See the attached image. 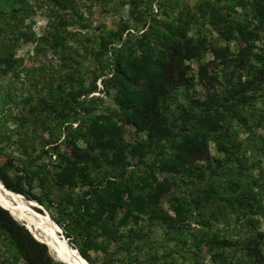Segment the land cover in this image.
I'll list each match as a JSON object with an SVG mask.
<instances>
[{
    "label": "trees",
    "instance_id": "1",
    "mask_svg": "<svg viewBox=\"0 0 264 264\" xmlns=\"http://www.w3.org/2000/svg\"><path fill=\"white\" fill-rule=\"evenodd\" d=\"M115 2L0 0V178L91 264H264V0ZM0 264L64 263L0 205Z\"/></svg>",
    "mask_w": 264,
    "mask_h": 264
},
{
    "label": "rangeland",
    "instance_id": "2",
    "mask_svg": "<svg viewBox=\"0 0 264 264\" xmlns=\"http://www.w3.org/2000/svg\"><path fill=\"white\" fill-rule=\"evenodd\" d=\"M191 4L195 2V0H188ZM116 5L115 6H119V8H121L120 10V13L124 14L126 18H129L128 17V14H131L130 12V7L128 5H125V6H121V3L119 2V0H116ZM83 10L85 12V16L89 17V20L93 22V25L96 26L98 25L100 22H103L105 21L107 24H111L112 21L116 20L117 19V16L114 15V12L113 10H110V11H106V9H103L101 7V5L99 4H95L93 6V13L89 12L87 10L86 7H83ZM34 20H35V24H34V28L37 32L39 33H42L44 32V30L46 29L47 27V23H48V15L42 11H39L38 14L35 15L34 17ZM134 23V21H133ZM136 23H134L135 25ZM77 29H81L83 32L87 31L90 29V27H88L87 25H79L78 27H76ZM233 48L235 49L236 48V45L235 43L232 44ZM18 54L19 55H22V56H25L26 58V62L29 66H35V65H40L44 59H46L47 57L44 56V54H41V53H38L36 52L34 49H33V44H28V45H25L23 46L22 48L19 49L18 51ZM213 58V54L211 52H208L204 58V60H210ZM54 63H58V58L57 59H53ZM67 64L68 65H71V61L70 59L67 58ZM187 64H188V67H189V72L192 73H196L197 72V67H198V62L197 60H192V61H187ZM99 84H100V87L102 88V84H101V80L98 81ZM96 94H101V95H104V92H97ZM106 97V100L109 102V103H113L112 100L110 99V97H108L107 95H105ZM107 104V103H106ZM105 104V105H106ZM105 108L104 107H101V109H99L98 111H102L104 110ZM129 130L127 131L126 133V136L128 138H131L134 136V129L133 127H129L128 128ZM245 136V134H243ZM82 143V142H81ZM7 150L9 152H11L16 158H18L16 160V163L17 164H20L19 163V157H20V154H19V151L14 147L13 144L11 145H8L7 146ZM46 161H49L50 158L47 156L44 158ZM1 185V184H0ZM34 192H36L37 194H39L41 192L40 188L37 186V184L35 185V188L33 189ZM31 202H32V209L33 211L37 214V215H40L42 216L43 220H48V218L50 219V222L52 223V214L55 215V217H58V211H57V208L55 206H53L51 208V210H48L45 206L44 208L47 209L45 210L46 212L43 213V212H40L38 209H36V200L35 199H30ZM15 211L17 213V215L19 216H22V213H28L27 209L21 205V204H16L15 205ZM50 214H48V213ZM54 218V217H53ZM25 220H28L26 218H23ZM55 219V218H54ZM65 220L67 221V217H65ZM27 224H30L31 227L34 229V230H38L40 229L39 228V225L37 226V224L33 221V220H28L26 222ZM50 223V230H52V225ZM60 225V224H59ZM196 225V224H194ZM234 225V224H233ZM232 225V227H233ZM58 226V225H57ZM64 231V228L62 225H60ZM59 226V228H60ZM57 229V232L58 231H62V229ZM262 229L264 230V223L262 224ZM57 237V236H56ZM59 240H61L62 242H64L67 246V248L65 246H62V247H59L57 248V251L58 253H60L61 255H63L64 257L60 256L57 252V253L61 258H64L69 264H82V263H76L74 262L72 259L75 258L76 256H78L80 253L78 250H76L74 247L70 246L69 244V241H67V238L66 236H59L57 237ZM71 250V251H70ZM53 253V252H52ZM54 254V253H53ZM92 254L97 258V264H102V256L101 254H98L97 252H92ZM55 255V254H54ZM69 255V256H68ZM56 256V255H55ZM58 257V256H57ZM86 261V260H85ZM87 262V261H86ZM88 263V262H87ZM91 264V263H90ZM133 264H137V263H133Z\"/></svg>",
    "mask_w": 264,
    "mask_h": 264
},
{
    "label": "bare ground",
    "instance_id": "3",
    "mask_svg": "<svg viewBox=\"0 0 264 264\" xmlns=\"http://www.w3.org/2000/svg\"><path fill=\"white\" fill-rule=\"evenodd\" d=\"M1 201L4 202V204L12 211L13 215L15 216V218H17L20 222L26 223L28 220H33L37 224V226L39 225V228L40 229L34 230L31 227V225L28 224V226L32 229V232L38 238H40V239H42L44 241H47L50 244L51 253L53 252L60 259H61L60 256L64 257L63 255H61L60 253H58L57 248L62 247V246H65L67 248L68 245H66L64 242H62L61 240H59L52 233V230H50V223L51 222H50V219L49 218H48V220H43L42 216L37 215L33 211V209H32V202L31 201H28L23 195L17 194V192L10 191L9 188H6L5 186H3V184L0 185V202ZM16 204H21L23 206V208L25 207L27 209L28 213H22V216L17 215V213L15 211V205ZM21 218H26L28 220H22ZM55 252H57L60 256L57 253H55ZM72 260L74 262H76V263L90 264V263H87L85 261L84 257L81 254H79L78 256H76L75 258H73ZM67 264H69V263H67Z\"/></svg>",
    "mask_w": 264,
    "mask_h": 264
},
{
    "label": "water",
    "instance_id": "4",
    "mask_svg": "<svg viewBox=\"0 0 264 264\" xmlns=\"http://www.w3.org/2000/svg\"><path fill=\"white\" fill-rule=\"evenodd\" d=\"M1 179V178H0ZM1 181H2V184H3V186H5L6 188H8L7 186H6V184L3 182V180L1 179ZM9 190L10 191H12V192H16V191H14V190H12V189H10L9 188ZM17 194H21V195H23L28 201H31L30 199H28V197H26V195H24V194H22V193H19V192H17ZM13 202V201H12ZM0 205L2 206V207H4L5 209H7L9 212H10V214L15 218V216L13 215V213H12V211L4 204V203H2V202H0ZM35 207H37V208H40V209H43V211H45V210H47V209H45L44 208V206L39 202V201H37L36 200V206ZM53 218V217H52ZM17 219V218H16ZM18 220V219H17ZM19 221V220H18ZM53 221L56 223V225H58V228H59V224H58V222L53 218ZM22 224H24L28 229H29V231L34 235V237L36 238V239H38L39 241H41V242H43V243H45L47 246H48V248H49V252H50V254L52 255V257L54 258V259H56V260H58V261H60V262H63L64 264H67V262H65L66 260L64 259V258H56V257H54L53 256V254L51 253V249H50V244L47 242V241H44V240H42V239H40V238H38L33 232H32V229L28 226V224H26V223H23V222H21ZM59 229H62V227L60 226V228ZM62 231H63V229H62ZM61 236H65V234L64 233H61ZM67 238V237H66ZM67 240L69 241V238H67ZM69 244H70V246H73V244L69 241ZM74 247V246H73ZM76 248V247H75ZM77 250H79L78 248H76ZM82 255V254H81ZM83 256V255H82ZM84 259L88 262V263H90L85 257H84Z\"/></svg>",
    "mask_w": 264,
    "mask_h": 264
}]
</instances>
